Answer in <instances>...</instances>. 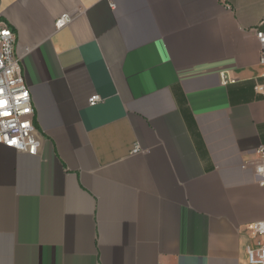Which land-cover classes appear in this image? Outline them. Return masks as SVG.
Masks as SVG:
<instances>
[{
    "label": "crops",
    "instance_id": "1",
    "mask_svg": "<svg viewBox=\"0 0 264 264\" xmlns=\"http://www.w3.org/2000/svg\"><path fill=\"white\" fill-rule=\"evenodd\" d=\"M0 13L42 141L38 155L0 145V264H250L264 0H0Z\"/></svg>",
    "mask_w": 264,
    "mask_h": 264
},
{
    "label": "built area",
    "instance_id": "2",
    "mask_svg": "<svg viewBox=\"0 0 264 264\" xmlns=\"http://www.w3.org/2000/svg\"><path fill=\"white\" fill-rule=\"evenodd\" d=\"M70 15H63L56 23L58 29L70 23ZM264 19L254 29L261 46V63L264 65ZM257 82L256 93L264 96V74ZM224 84L229 79L222 75ZM103 101L100 95L90 99L95 106ZM0 145L18 152L38 155L42 146L41 133L35 123V109L31 91L25 81L22 56L19 51L18 35L0 13ZM139 148L136 149L138 151ZM261 163L256 167V176L264 186V146L258 149ZM256 244L248 248L250 264H264V221L249 225Z\"/></svg>",
    "mask_w": 264,
    "mask_h": 264
}]
</instances>
